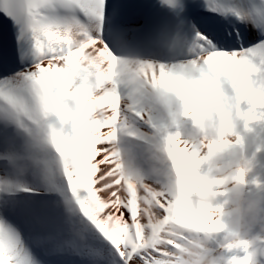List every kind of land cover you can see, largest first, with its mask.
Wrapping results in <instances>:
<instances>
[{"label":"snow or ice","instance_id":"1","mask_svg":"<svg viewBox=\"0 0 264 264\" xmlns=\"http://www.w3.org/2000/svg\"><path fill=\"white\" fill-rule=\"evenodd\" d=\"M0 40V264H165L204 184L184 129L207 112L231 146L264 125V0H0Z\"/></svg>","mask_w":264,"mask_h":264},{"label":"clouds","instance_id":"2","mask_svg":"<svg viewBox=\"0 0 264 264\" xmlns=\"http://www.w3.org/2000/svg\"><path fill=\"white\" fill-rule=\"evenodd\" d=\"M117 72L136 86L144 87L149 95L153 94L151 87L141 81L134 61L119 64ZM173 115L179 117L181 113L176 110ZM165 116L169 114L165 112ZM184 136L203 152L204 172L200 176L204 184L193 189L182 211L170 215L162 227V240L180 241L165 258V264H230L229 253L242 247L255 251L258 241L264 238V195L257 190L254 181L250 191L246 192L244 187L254 153L248 155L243 143L220 146L219 123H214L207 112L190 122ZM208 145L214 147L208 148ZM122 156L127 161V154L122 153ZM175 186L178 190V180ZM221 193L223 202L218 200ZM140 208L153 223L161 219L152 201L141 197ZM210 211L216 213L218 230L198 231L200 221ZM217 237L219 241L215 242ZM247 255L251 258L252 253Z\"/></svg>","mask_w":264,"mask_h":264},{"label":"bare ground","instance_id":"3","mask_svg":"<svg viewBox=\"0 0 264 264\" xmlns=\"http://www.w3.org/2000/svg\"><path fill=\"white\" fill-rule=\"evenodd\" d=\"M248 154V153H247ZM250 155V154H248ZM251 171L249 172L248 176L246 177L245 182V191H250L254 185L258 186L257 190L261 193V195H264V158H256L253 157L251 161ZM198 174H203L204 168L201 166L197 169ZM224 194L221 193V195L218 197V200L220 202H223ZM219 238L217 237L215 239V242H218ZM247 253H252L250 264H264V238H261L260 241H258L257 245L255 246V251L253 249H248ZM244 250H237L233 253H229L228 256L231 259L233 258H242L243 255L247 254Z\"/></svg>","mask_w":264,"mask_h":264}]
</instances>
